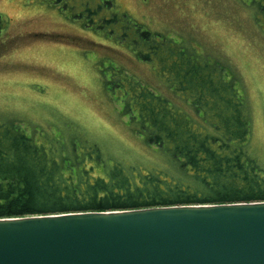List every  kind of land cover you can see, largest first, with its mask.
Masks as SVG:
<instances>
[{"label": "rangeland", "instance_id": "rangeland-1", "mask_svg": "<svg viewBox=\"0 0 264 264\" xmlns=\"http://www.w3.org/2000/svg\"><path fill=\"white\" fill-rule=\"evenodd\" d=\"M0 14V122L45 142L79 138L84 151H100V161L86 163L96 174L116 163L142 171L171 165L131 126L122 89L108 85L132 75L174 98L159 57H141L111 26L149 31L233 76L251 116V154L264 168V27L242 0H0Z\"/></svg>", "mask_w": 264, "mask_h": 264}, {"label": "trees", "instance_id": "trees-1", "mask_svg": "<svg viewBox=\"0 0 264 264\" xmlns=\"http://www.w3.org/2000/svg\"><path fill=\"white\" fill-rule=\"evenodd\" d=\"M242 1L264 27V0ZM4 21L0 14V31ZM111 28L141 57L162 62L174 98L132 75L108 85L122 89L118 98L131 126L167 152L171 165L142 171L116 163L96 174L86 163L100 161V151H84L79 138L59 134L45 142L0 122V217L264 199V168L251 154V116L233 76L182 42Z\"/></svg>", "mask_w": 264, "mask_h": 264}, {"label": "water", "instance_id": "water-1", "mask_svg": "<svg viewBox=\"0 0 264 264\" xmlns=\"http://www.w3.org/2000/svg\"><path fill=\"white\" fill-rule=\"evenodd\" d=\"M0 264H264V199L0 217Z\"/></svg>", "mask_w": 264, "mask_h": 264}]
</instances>
